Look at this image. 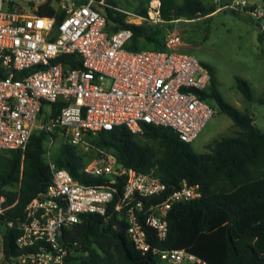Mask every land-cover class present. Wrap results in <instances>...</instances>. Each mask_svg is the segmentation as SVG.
<instances>
[{
    "label": "built area",
    "instance_id": "obj_1",
    "mask_svg": "<svg viewBox=\"0 0 264 264\" xmlns=\"http://www.w3.org/2000/svg\"><path fill=\"white\" fill-rule=\"evenodd\" d=\"M103 5V0H0V151L23 150L35 129H58L63 141L77 146L87 132L124 125L138 134L141 123L167 126L180 141L190 143L213 114L204 95L209 70L192 55L172 51L180 43L176 32L164 33L163 49H126L131 31H107L97 11ZM45 6L52 14L38 13ZM227 7L245 10L264 35L259 4L231 0ZM125 13L133 23L162 22L159 0L148 1L145 15ZM63 54L76 55L80 66L64 69L61 60L53 61ZM56 101L62 103L56 114L50 115L47 107L39 112L42 102ZM50 144L49 137L46 155ZM47 164L49 184L24 205L17 222L14 242L20 253L13 264H63L68 247L59 240L61 228L86 212L107 217L118 178L122 184L112 211L126 222L125 234L132 244L163 264L200 262L183 249L150 247L143 229L151 228L163 240L167 211L176 202L198 197L197 184L181 180L164 193L165 185L157 177L122 166L103 148L95 149L82 168L106 178L100 185L80 183L65 169L49 160ZM162 193L158 201L143 204V199ZM13 204L0 194V215Z\"/></svg>",
    "mask_w": 264,
    "mask_h": 264
},
{
    "label": "trees",
    "instance_id": "obj_2",
    "mask_svg": "<svg viewBox=\"0 0 264 264\" xmlns=\"http://www.w3.org/2000/svg\"><path fill=\"white\" fill-rule=\"evenodd\" d=\"M134 1L132 13L145 15L149 0ZM219 1L220 4L230 0ZM103 2L97 11L104 16L106 30L127 28L131 31L125 44L129 50L163 49L164 33L170 28L171 21L205 16L217 8L201 0H181L180 3L159 0L162 22L151 24L127 21V14L118 7L117 0ZM38 13L50 15L52 9L41 7ZM254 21L260 28L259 22ZM257 40L264 46L260 29ZM57 60H61L64 69L80 66L74 54L60 55L53 61ZM205 66L210 73V82L204 95L215 102L218 110L226 114L236 128L233 135L219 136L207 143L208 151L195 153L171 128L148 123L140 124L141 133L138 134L124 125H117L110 130L87 132L85 139L94 150H109L122 166L140 173L150 172L165 185L164 193L178 187L181 180L197 184L198 197L176 202L167 211L163 240H158L154 231L143 225L150 247L183 249L200 260L184 264H264V131L253 123L248 112L222 99L211 67ZM235 82L246 101L264 102V83L261 97L253 99L246 80L235 77ZM61 106L58 101L42 102L39 112L44 113L47 107L50 115H54ZM49 137L51 144L46 155ZM92 156L93 153L87 154L76 145L63 141L58 129H35L29 134L23 150L0 151V194L7 204L14 202L0 215V223L4 225L1 234L3 264H13L20 253L14 242L19 232L17 222L22 217L24 205L39 196L50 182L47 160L55 167L65 169L80 183L100 185L106 178L82 170ZM121 184L122 178H118L117 191L106 207L107 217L86 212L79 214L76 223L61 228L59 240L68 247L63 264H163L158 256L132 244L125 234L126 222L112 211ZM164 193L143 199V204L158 201Z\"/></svg>",
    "mask_w": 264,
    "mask_h": 264
},
{
    "label": "rangeland",
    "instance_id": "obj_3",
    "mask_svg": "<svg viewBox=\"0 0 264 264\" xmlns=\"http://www.w3.org/2000/svg\"><path fill=\"white\" fill-rule=\"evenodd\" d=\"M201 1L213 4L218 9L210 15L171 21L168 31H174L180 36V43L172 51L192 55L211 67L216 89L224 101L239 110L243 106L250 107L252 103L246 101L236 88L235 77L249 83L253 99L261 97L264 83V46L257 40L259 28L254 20H250L245 10L232 13L227 7L231 0L222 1L220 4L219 0ZM245 1L248 5L259 4L264 12V0ZM174 2L180 3L181 0ZM135 4L134 0H117L118 7L129 13H132ZM206 101L214 111L189 143L195 153L208 151L206 144L214 138L230 136L235 132L230 118L218 110L214 101L209 98ZM252 102L256 107L261 106L255 101ZM77 147L87 154H94L95 151L88 146L85 136L84 142Z\"/></svg>",
    "mask_w": 264,
    "mask_h": 264
},
{
    "label": "crops",
    "instance_id": "obj_4",
    "mask_svg": "<svg viewBox=\"0 0 264 264\" xmlns=\"http://www.w3.org/2000/svg\"><path fill=\"white\" fill-rule=\"evenodd\" d=\"M217 9L218 8H216L213 12H215ZM213 12H211L210 14H212ZM210 14H208V15H210ZM249 103H252L250 105V107L243 106L241 111L248 112L252 117L253 123L257 127H259L261 130L264 131V102H262V103L255 102L256 104L261 105L259 107L254 106L252 101H250ZM235 130H236V128H235ZM0 225H2V228H0V264H3L2 263L3 257H2V251H1V234H2V231L4 229V225L1 223H0ZM4 264H6V263H4Z\"/></svg>",
    "mask_w": 264,
    "mask_h": 264
}]
</instances>
